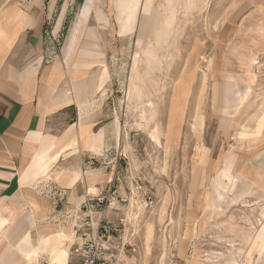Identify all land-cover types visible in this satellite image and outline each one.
<instances>
[{"label": "rangeland", "instance_id": "374dc122", "mask_svg": "<svg viewBox=\"0 0 264 264\" xmlns=\"http://www.w3.org/2000/svg\"><path fill=\"white\" fill-rule=\"evenodd\" d=\"M16 1L0 0V11ZM82 1H70L65 18L53 19L52 26L61 23L59 33L49 29L48 35L55 37L54 56L63 54L83 62L80 68L87 75L88 90L102 96L104 123L109 124L105 135L117 143L118 166L127 176L141 178L152 195L150 207L140 203L122 206L129 222L123 239L135 245V251L125 257H136L137 264H167L171 254L180 256L172 242L182 236L185 251L195 241L200 252L214 254L209 264L247 263L250 247L233 239L224 219L232 217V222L256 231L255 237L264 242V225H259L260 216L264 218V193L236 174L230 179L225 168L231 162L233 172L242 164L239 159L233 162L243 143L240 133H251L264 111V44L259 48L257 39L264 33V0H168V6L166 0H91L87 9V0L83 5ZM60 6L58 3L57 12ZM170 11L175 12L174 23L168 29L162 24L156 28ZM19 15L17 11L15 19ZM4 34L0 24V36ZM67 42L70 48L65 49ZM150 44L156 63L144 54ZM247 51L257 53L250 86L239 67L247 61ZM192 58L197 60V69L190 92L180 104L176 86L189 71L187 62ZM134 78L144 94L141 101L128 98ZM148 100L154 105L151 118L149 108L142 112ZM181 108L179 138L167 141ZM154 130L159 141L151 137ZM248 147L243 153L256 164V150ZM198 165L201 171L196 181ZM205 195L211 196L213 212L221 209V216L209 217L208 211L200 209L198 229L195 207L198 203L203 206ZM115 212H109V220H117L112 216ZM106 215L108 212L105 219ZM147 224L153 226L148 251L143 241ZM77 227H73L76 238L72 229H62L72 233L63 242L66 264L75 262V249L83 241ZM129 233H134L130 239ZM27 235L32 239L29 231ZM251 253V264H264V255L257 262V254ZM1 263L11 264L9 253Z\"/></svg>", "mask_w": 264, "mask_h": 264}, {"label": "crops", "instance_id": "0c3cea01", "mask_svg": "<svg viewBox=\"0 0 264 264\" xmlns=\"http://www.w3.org/2000/svg\"><path fill=\"white\" fill-rule=\"evenodd\" d=\"M70 1L75 0H17L16 5L0 11V18L8 20L2 25L5 34L0 36V264L8 253L11 264H22L21 243L25 237L36 243L39 236H54L59 230L72 229L76 238L73 227L80 226L87 213L83 203L88 196L96 195L111 180L125 195L133 179L116 162L119 150L117 143L114 145L113 139L105 135L109 124L104 123L102 96L88 90L87 75L80 68L83 62H74L63 54L54 56L55 37H49L48 30L59 33L61 23L52 26L53 19L65 18ZM58 3L62 6L57 12ZM17 11L21 15L15 19ZM257 39L261 48L264 33ZM65 44V49L70 48L68 42ZM245 55L249 56V51ZM244 76L250 86L255 75ZM258 120L253 131L263 132L253 141V131L240 133L243 143L233 162L239 159L242 164L233 173L264 193V164L258 163L259 159L264 161V123ZM247 147L256 150V164L243 153ZM198 168L200 172L199 165ZM196 205V226L200 229L203 206ZM122 206L114 202L106 211V219L113 210L118 212L113 213V218L124 216ZM206 211L210 216L211 211ZM224 220L225 227L228 223L234 226L233 232L229 230L233 239L249 246L255 235L232 222V217ZM260 220L259 225H264L262 215ZM195 243L185 251L184 240L183 257L175 253L170 256H175L180 264L196 263L203 249L200 252ZM256 254L257 258L263 257ZM37 258L38 264L49 263L45 253ZM73 264H78L77 260Z\"/></svg>", "mask_w": 264, "mask_h": 264}, {"label": "bare ground", "instance_id": "6f19581e", "mask_svg": "<svg viewBox=\"0 0 264 264\" xmlns=\"http://www.w3.org/2000/svg\"><path fill=\"white\" fill-rule=\"evenodd\" d=\"M90 2H91V0H87V2L85 3L84 7L86 9H87L88 6H90ZM168 4H170V2L168 0H166V6H168ZM127 17H129V16H127ZM162 17H163V20L161 21L159 19V21H158V23L156 25V28H157V26L159 24H162L163 26L167 27V29H168V27H170L174 23L175 12H172V11L167 12ZM126 20L128 21L129 18H126ZM3 23H6V19H4V17L0 18L1 26L3 25ZM153 28H154V26H152V29ZM154 30H155V28L153 29V32H154ZM162 31H163V29L160 30L161 33H162ZM167 37H168V35H167ZM160 38H162V37H160ZM163 42H164V39H163ZM148 48H150V49L149 50H145V52H144V54L147 56V59L152 60L155 63L158 62L157 58L155 57V53L153 52V48H152L151 44L148 46ZM232 51L235 52V50H232ZM256 54H257L256 52H251L250 51L249 52V56H247V58H248L247 61L246 62L243 61V63L242 62L239 63L240 64L239 67H240L241 71H243L244 73H246L248 75H254L253 74L254 72L251 71V69L253 70V68H254L253 66L255 65V62H256ZM187 64L189 65L188 66L189 71L187 72L186 75L181 77V79L179 80V82H178V84L176 86V95L178 97H180V101H179L180 104H183L185 102V100L187 98V95L190 92V83L194 79L195 71L197 69V60L195 58H192V59L189 60V62H187ZM204 74H203V76H204ZM135 80L136 79L134 78L133 81H132L131 87H129L130 90H129L128 98L132 99L134 97V98H136L137 101H141L142 100V96L144 94L142 93L140 87L136 84ZM145 107L147 109L149 108L151 110V112L147 111V112L150 113L149 117L151 118V116L154 113L153 112V109H154L153 108L154 107L153 103L148 100L147 103L145 105H143V109L141 108L143 113L145 112L144 111ZM180 111L181 112L177 111L178 115L176 116V122H175V125L173 127V130L169 134H167V141L168 140L177 141L178 138H179L180 125H181L182 118H183V109L181 108ZM258 122L264 123V115H262V117L259 118ZM260 132H263V131H260L258 129L253 131L252 134H250L251 141H253V139H255V137L258 134H260ZM151 137H152L153 140L159 141V135H158V133L155 130L151 133ZM230 165H231V162L227 163L225 169H227V171H229L230 179H232V178L235 177V174L230 171L231 170V166ZM198 169H197V173L199 172ZM195 176H196L195 179L197 181L198 180V178H197L198 174H195ZM203 208H204L205 211L206 210H210L211 211L210 212V216H212V217L215 215V213L216 214H221L219 212L221 209H219V208L216 209L214 212L212 211V199L209 198V196H207V195L204 196ZM227 228H228V230H231L232 232L234 231V226H233L232 223H228L227 224ZM250 233L255 235L256 231L250 232ZM185 234H187V229H185L184 235ZM71 236H72V233L70 231L69 232H65L64 230H59V231H57V233H55L54 236H45V237H40L39 236L38 237V241L36 243H33V244L30 241H28L27 237H25L24 241L22 243V248H23L22 264H36L37 256L41 252H43V253L47 252L48 253L49 261H51V263L66 264L67 252H66V249L64 247V243L63 242H64V239H69V238H71ZM143 238H144L143 241H144L145 249L148 251L150 249V242H151V240L153 238V226L151 224H147L146 225V227H145V229L143 231ZM176 241H173L172 243L175 244L174 247L177 249L178 254L181 255L183 253V247L185 246L184 245V239L181 236V239H179L177 242ZM249 247H250V250L248 251V253L246 255L247 256L246 258H248V262L245 263V264H251V260H250L251 257L250 256L254 254V253L253 254L251 253L253 250H254L255 253H259V254H263L264 255V242L263 241L261 242L260 238L254 237L253 241L249 242ZM120 258L123 259L124 264H125V260H126V264H137L136 263V257H134V256L131 257V258H127V257H125L124 254L121 253V257ZM262 258L263 257L257 258V262L261 261ZM231 263H232V261H231ZM160 264H165V263L160 261Z\"/></svg>", "mask_w": 264, "mask_h": 264}, {"label": "built area", "instance_id": "2783aa9c", "mask_svg": "<svg viewBox=\"0 0 264 264\" xmlns=\"http://www.w3.org/2000/svg\"><path fill=\"white\" fill-rule=\"evenodd\" d=\"M119 190L116 181L111 180L96 195H89L83 203L87 213L81 220L83 224L77 227V232L83 237V241L75 249L78 264H124L120 258L121 253L126 255L129 251H134V245L128 239L126 241L123 239L125 228L129 225L125 216L116 221H109L104 218V213L116 201L127 206L129 204L136 206L140 203L146 208L153 204V199L141 178L132 179L125 189V195L120 194ZM133 234L129 233L127 237L130 239ZM212 256L214 257V254L202 252L194 264H209L214 261ZM168 264L180 262L175 256H170Z\"/></svg>", "mask_w": 264, "mask_h": 264}]
</instances>
